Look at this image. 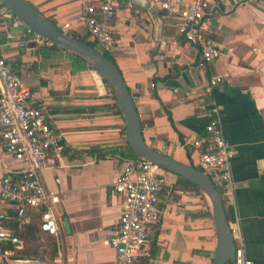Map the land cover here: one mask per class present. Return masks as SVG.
I'll use <instances>...</instances> for the list:
<instances>
[{
  "label": "crops",
  "instance_id": "1",
  "mask_svg": "<svg viewBox=\"0 0 264 264\" xmlns=\"http://www.w3.org/2000/svg\"><path fill=\"white\" fill-rule=\"evenodd\" d=\"M26 1L58 27L73 24L68 34L87 38L84 26L72 23L81 14L82 0ZM146 2L120 3L113 25L116 48L109 54L133 95L145 142L194 166L198 155L187 143L203 137L209 122L201 109L203 88L207 78L223 79L213 102L220 108L225 138L237 152L235 190L225 201L226 212L230 227H239L248 259L264 264V0L240 5L221 0L213 7L203 29L222 55L207 71L200 67V50ZM20 32L6 21L0 26V47L36 104L46 108L65 146L61 159L42 173L45 188L59 197L56 211L64 236L61 244L55 240L54 258L22 259L24 248L9 259L116 264L109 241L118 231L123 198L113 187L134 158L124 117L102 76L70 54L40 45L32 36L24 47L5 46L7 34ZM19 167L0 150V178ZM168 181L160 196L162 221L149 257L139 264H214L219 239L209 199L176 185L173 174ZM34 224L39 226V220ZM47 239L42 236L44 248Z\"/></svg>",
  "mask_w": 264,
  "mask_h": 264
},
{
  "label": "built area",
  "instance_id": "2",
  "mask_svg": "<svg viewBox=\"0 0 264 264\" xmlns=\"http://www.w3.org/2000/svg\"><path fill=\"white\" fill-rule=\"evenodd\" d=\"M123 0H82L80 16L72 23L86 30L87 41L96 44L107 54L116 48L114 21ZM161 12L169 27L177 30L188 44L201 53L200 67L204 71L220 58L222 52L203 29L204 21L221 0H145ZM240 5L243 0H229ZM12 20L20 33L7 34L5 46L24 47L29 36L40 45H49L32 33L9 7L0 0V26ZM71 23L60 29L68 33ZM5 27V26H4ZM223 79H206L203 88L209 122L205 135L187 145L195 148V167L218 188L224 200L232 198L235 184L232 178V160L236 149L227 141L221 124L220 108L213 102ZM0 150L20 164L0 178V264H61L38 260H11L9 256L25 248L22 234L39 220L42 236L62 243L63 226L56 206L59 197L49 192L42 181L45 169L54 166L62 157L65 146L61 135L46 108L36 104L35 94L23 85L7 61L0 47ZM168 172L138 158L128 159L124 171L114 184V191L123 198L118 231L109 245L115 251L116 264H139L149 257L152 236L163 217L160 196L169 186ZM236 244L235 264H253L245 252L239 227L232 225Z\"/></svg>",
  "mask_w": 264,
  "mask_h": 264
},
{
  "label": "water",
  "instance_id": "3",
  "mask_svg": "<svg viewBox=\"0 0 264 264\" xmlns=\"http://www.w3.org/2000/svg\"><path fill=\"white\" fill-rule=\"evenodd\" d=\"M137 4L146 2L134 0ZM14 15L34 34L43 38L50 46L83 60L98 72L112 89L118 108L125 120V127L133 154L136 158L149 162L164 171L181 177L197 187L210 201L219 245L214 264H235L236 244L232 236L226 203L218 188L196 167L181 164L154 149L144 139L141 120L120 69L111 63L100 51L63 32L53 21L41 15L26 0H3ZM148 3V2H146ZM64 227L69 231L68 222Z\"/></svg>",
  "mask_w": 264,
  "mask_h": 264
},
{
  "label": "trees",
  "instance_id": "4",
  "mask_svg": "<svg viewBox=\"0 0 264 264\" xmlns=\"http://www.w3.org/2000/svg\"><path fill=\"white\" fill-rule=\"evenodd\" d=\"M76 39L80 40L83 43L88 44L89 46L96 48V44H93L89 41H87L86 38H80L78 36H74ZM96 45V46H95ZM53 49L58 50L57 47L52 46ZM98 50V49H97ZM99 51V50H98ZM111 63H114L112 57L107 54L104 53L102 51H100ZM72 58H74L75 60H77L80 63L86 64L83 60H81L80 58L71 55ZM87 65V64H86ZM116 66V65H115ZM132 152V151H131ZM132 156L134 158H136V156L133 154V152L131 153ZM193 166V165H192ZM195 167V164H194ZM170 174V173H169ZM178 181L177 184L179 187H181L182 189H187V190H194L196 191L198 194L203 195V193L197 188L195 187L193 184H191L189 181L178 177ZM226 201V200H225ZM23 239L25 240L26 243V247L25 249L21 252V257L22 259H32L35 257H45V256H49L51 258H54L57 255V243L55 241V239L53 238H48L47 239V243H46V247L44 248L42 246V233L40 231V228L37 224H32L31 226L27 227V229L25 230V232L22 234ZM147 258H144L142 261H146Z\"/></svg>",
  "mask_w": 264,
  "mask_h": 264
},
{
  "label": "rangeland",
  "instance_id": "5",
  "mask_svg": "<svg viewBox=\"0 0 264 264\" xmlns=\"http://www.w3.org/2000/svg\"><path fill=\"white\" fill-rule=\"evenodd\" d=\"M96 46V45H95ZM96 48L99 50V51H101L99 48H98V46H96Z\"/></svg>",
  "mask_w": 264,
  "mask_h": 264
}]
</instances>
